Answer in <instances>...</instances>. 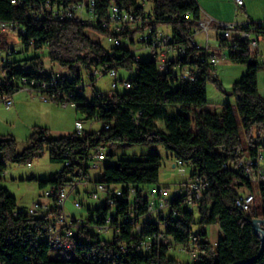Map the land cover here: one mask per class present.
<instances>
[{
    "label": "trees",
    "instance_id": "obj_1",
    "mask_svg": "<svg viewBox=\"0 0 264 264\" xmlns=\"http://www.w3.org/2000/svg\"><path fill=\"white\" fill-rule=\"evenodd\" d=\"M11 1L0 0V23L12 22L25 28L21 42L26 49L20 54L27 52L28 43L33 40L34 51L48 49L50 62L66 71L63 75L48 74L38 57H17L10 74L15 80L11 92L14 93L23 80L34 81V87L46 95L48 101L57 105L73 104L85 121L99 123L100 128L85 127L81 137L72 132L58 139L40 129L30 136L28 147L20 153L12 137L0 136V180L9 163L27 165L45 150L50 163L61 165V170L50 179H32L37 182L41 197L44 192L52 191L46 211L28 214L6 189L0 188V264L149 263L150 258L157 257L156 253L146 257L121 255L120 247L129 248L152 235L156 228L151 222L143 224L140 235L134 233V226L129 222L123 221L119 226L116 220H112V224L119 227V231L109 239L88 231L84 239L75 243L72 262L52 257L47 236L59 215L58 195L77 179H89L92 183L120 190L121 197L113 198L118 218L126 220L132 212L144 215L147 201L141 200V194L149 195L152 188H160L162 157L158 147L167 151L174 162L180 161L189 169V179L199 177L208 185L194 212H188L179 202H172L179 216L169 220L164 234L174 244H184L193 233V226H200V231L194 234L198 238L196 245L204 255L194 264H264V249L260 252L261 242L252 228L253 220H264V183L256 186L260 216L253 208L254 203L248 212L239 210L235 207V199L240 193L253 194V185L240 170L233 168L237 159L245 155L241 149V132L250 133L253 128L264 127V100L257 90V74L264 63L257 61L255 51L251 52L246 42L228 51L227 59L246 65V73L232 86L235 106L224 105L221 112L215 114L206 109V84L218 82L214 67L207 65V55L187 40L191 29L201 19L194 0H152L148 11L137 0H96L95 21L90 25L77 18L57 20L46 10L43 19L35 21L33 17L46 2L58 10L75 0H16V5ZM110 4L149 20L153 32L157 27H166L172 44L185 49V58H170L168 70L160 72L148 53L147 59H143L142 55H132L127 47L110 45L106 48L92 41L91 33L105 40L110 36L122 40L130 36V32L113 33L102 28ZM258 34L264 42V29ZM21 64L27 65L29 70L23 71ZM83 67L102 69L104 75L114 70L116 87L108 94H101L93 85L92 96L86 97L85 91L78 89ZM184 68H189L192 80L182 77ZM120 70L134 72V76L119 78ZM124 83L130 87H124ZM43 84L46 89L42 88ZM100 146L107 149L106 161L99 178L92 180L86 170L91 161L89 155ZM141 147L156 150L138 156L117 154ZM260 148L264 161V142L260 139L248 146L247 156L257 159ZM84 209L89 215L98 216L89 220L97 226L104 222L109 210L100 203H85ZM213 225H218L221 233L214 246L207 242L204 231L205 227ZM159 257L166 264L177 263L164 248Z\"/></svg>",
    "mask_w": 264,
    "mask_h": 264
},
{
    "label": "built area",
    "instance_id": "obj_2",
    "mask_svg": "<svg viewBox=\"0 0 264 264\" xmlns=\"http://www.w3.org/2000/svg\"><path fill=\"white\" fill-rule=\"evenodd\" d=\"M138 3L145 8L147 2L152 0H137ZM237 10L243 8V0H232ZM11 3L16 5V0H12ZM95 5L96 0H75V2L60 6L58 10L56 7H52L48 2L44 6H40L38 12L33 13L35 21L43 19L45 13L52 12V15L57 20H72L77 18L83 20L89 25L94 23L95 18ZM86 15L88 19H84ZM102 28L109 29L114 33L130 32L125 40L121 38L110 36L106 40L114 47H127L132 55H137L139 52H147L151 58H153L158 66L160 72H166L169 68L170 54L174 55V59H184L186 51L183 47H176L172 44L173 39L169 31H163L160 28H155L153 32L150 26V21L136 17L133 11H126L119 8L117 5L110 4L107 10V15L101 23ZM135 29L139 30V35L136 38L133 36ZM264 29V21L256 22H245V23H223L214 20L213 18L200 19L196 26L191 29L190 35L187 37L188 43L195 47L197 50L205 53L206 64L215 67L220 60L227 59V53L230 49H236L240 42H246L251 52L255 51L260 41L263 42L258 34L259 30ZM215 30L217 33V43L209 48L207 35L210 31ZM258 31V32H257ZM11 37H18L21 44V50L25 47L22 45L21 39L26 34L24 27L12 23L2 22L0 23V105L9 109L13 106V98L15 94L19 92H27L30 94L37 95L40 100L48 101L46 95L34 87V81L27 82L23 80L19 84V88L15 92H11V87L14 85V78L10 77L12 67L14 66L13 61L17 58L21 51H16V47L9 41L7 34ZM132 34V35H131ZM205 36V44L201 45L196 41L198 35ZM132 40L134 44L132 43ZM264 43V42H263ZM136 45L140 46L139 48ZM136 48V49H134ZM26 49V48H25ZM34 41L31 40L28 43L27 52L34 51ZM43 50V49H42ZM226 51V54L221 52ZM26 52V51H25ZM23 71H28L27 65H20ZM82 78L85 74L91 83V88L94 82L104 76L102 69L98 68H87L81 69ZM189 68H184L182 71V77L185 79L192 80ZM107 75L111 79L110 89L116 87V73L114 70L108 71ZM124 87L129 88L128 83L123 84ZM43 89H46V85H42ZM78 89L85 91V85L83 80L79 85ZM73 104H62L61 106L66 107ZM94 123V122H93ZM75 130L73 133L77 137H81L84 134V123L78 121L74 126ZM262 149L258 150L257 159L253 160L247 155H242L237 159V163L234 164L233 168L240 170L244 174L245 178L253 185L264 183V168H263V157ZM107 149L105 147H98L95 151L89 155L90 162L88 163V175L91 171L98 172L102 171L103 165L106 161ZM27 167H31V163L27 164ZM174 167L182 169L183 163L180 161L174 162ZM5 175V174H4ZM90 177V175H89ZM91 178V177H90ZM82 186L81 189L79 186ZM207 183L204 179L199 177L190 178L184 185L175 187L174 190L169 188L160 187L152 188L149 195L141 194V200L147 201V211L144 215H136L130 213L126 220L118 218L115 215V204L113 198L121 197V191L118 189H110L102 184L92 183L89 179L82 180L77 179L71 182L60 194L58 195V207L59 215L55 219L54 225H52L48 232V240L51 244V255L55 259H59L63 262H72L75 259L74 250L75 243L81 241L85 237V233L93 231L96 234L103 236L113 237L115 233H118L119 227L112 224V220H116L120 226V223L125 221L129 222L134 226V233L140 235L142 233V226L146 222H151L155 225L156 231L152 235L148 236L137 242L136 244L120 247V254L129 253L131 256H151L156 253L157 257L150 258V262L147 264H166L161 261L159 252L164 248L167 254L171 255L172 251L176 249L182 254L188 255V261L185 263H173V264H194L200 255H204L197 247L198 238L194 233L189 235L187 243L176 245L172 239L164 234V227L168 224L169 220H175L179 216V212L174 208L172 202H179L182 208H186L188 212L196 211L201 200L203 199V193L207 190ZM133 191H130L132 195ZM50 194L52 191L44 192L42 195V201L35 203L31 208L25 211L28 214H35L37 210L46 211L48 210V203ZM70 196H73V207L76 210H84L81 214H71L66 207V202ZM86 199L94 202V204L106 205L109 210L107 215L104 217V222L97 226L90 224L89 220L98 217L97 215H89L85 212L84 204ZM46 201V203H43ZM132 202V201H131ZM88 203V202H87ZM254 203V195L250 193H240L235 199V207L239 210L248 212ZM102 217V216H101Z\"/></svg>",
    "mask_w": 264,
    "mask_h": 264
},
{
    "label": "rangeland",
    "instance_id": "obj_3",
    "mask_svg": "<svg viewBox=\"0 0 264 264\" xmlns=\"http://www.w3.org/2000/svg\"><path fill=\"white\" fill-rule=\"evenodd\" d=\"M197 6L203 13V8L201 2H204L209 6L210 10L214 11L217 17L214 18L218 21H222L224 17L228 14L230 17L234 16L235 6L232 0H194ZM244 1V0H243ZM203 3V4H204ZM205 5V4H204ZM151 4L147 2L145 8L148 11ZM258 7V15L264 14V2L256 5ZM244 16L240 11L238 13V20ZM84 19H88L86 15L83 16ZM221 19V20H219ZM235 20V19H234ZM237 21V20H236ZM161 30L168 31L166 27H161ZM139 35V30L135 29L133 36L136 38ZM8 42L10 41L15 47L16 51H21V44L18 37H11L7 34ZM92 41L96 43H101L103 46L108 48L110 44L107 40L102 37L91 33ZM200 40V38H199ZM212 41V42H211ZM209 41L211 45H215L216 42L213 40ZM137 48L140 46L136 45ZM258 51H260L257 61L260 64L264 63V43L260 41ZM49 51L44 49L43 51H29L19 54L17 57L19 59H32L38 57L40 62L44 67L45 73H53L54 75H63L66 71L65 69L53 64L49 60ZM143 59H147L146 55L141 56ZM82 71V70H81ZM246 73V65L237 64L229 59L220 60L219 63L214 67V76L218 80L217 83L213 81H208L206 84V94H207V107L206 109L212 113L219 114L221 108L224 105L235 106V96L232 94L233 84L240 79V77ZM119 78H132L134 72L127 73L122 70L118 72ZM83 84L85 85L84 95L88 98L92 96V88L89 79L86 75H83ZM111 79L108 75H104L98 78L94 82V89L99 91L101 94H108L110 91ZM257 90L259 96L264 100V66L261 67L257 74ZM14 106L12 108H5L0 105V136H10L15 140L16 151L18 153L22 152L29 145L30 136L37 130H47L49 134L55 138L66 137L71 134L75 128V123L81 121L84 126L88 128L91 126V122H87L84 116L77 113L73 107L70 105L63 107L57 105L50 101H42L37 95L30 94L27 92H19L15 94ZM100 128V124L96 123L93 129ZM260 134V135H259ZM241 149H243V154L247 155V148L252 145L253 141H258L259 139L264 142V127L261 129L253 128L250 133L241 132ZM156 150V148H146L141 147L137 149H130L126 151H119L117 154H127V155H141L142 152H151ZM158 153L162 157V168L159 175L158 187L169 188L171 191L175 187L186 184L189 180L190 171L188 168L183 167L182 169L178 167H173L171 163L172 159L170 154L165 151L162 147H158ZM61 170L60 164H52L49 162L48 153L45 150L43 155L34 157L31 160V167H27L25 164L17 165L9 163L7 165L6 175L0 180V188L6 189L11 196L16 199L17 205L19 207L29 209L35 203L41 202L43 199L41 197V191L37 186L36 180H47L52 178L56 173ZM90 177L92 180L99 178L98 172L91 171ZM81 189L83 187L79 186ZM254 195V205L253 208L256 209L258 216H260V202L258 198V191L256 186H253ZM86 203L97 205L91 203V201L86 199ZM46 203V201H43ZM67 210L72 214H81L84 210H76L73 207V196H70L66 202ZM260 219V218H259ZM193 233H198L200 231V226H193ZM206 233L207 242L214 246L217 242L219 236H221L219 226H207L204 228ZM109 239L110 237H106ZM172 257H174L179 263H185L188 261V255L182 254L178 249L172 251Z\"/></svg>",
    "mask_w": 264,
    "mask_h": 264
},
{
    "label": "crops",
    "instance_id": "obj_4",
    "mask_svg": "<svg viewBox=\"0 0 264 264\" xmlns=\"http://www.w3.org/2000/svg\"><path fill=\"white\" fill-rule=\"evenodd\" d=\"M264 2V0H244V6L243 8L237 10V8L235 7V13H234V16L233 17H230L228 14L226 15V17L222 18L223 20L222 21H219V22H223V23H245V22H256V21H264V14L262 15H258V13L256 12L258 7L256 5H258L259 3H262ZM204 2H201V6H202V10H203V13L201 12L200 10V14H201V19H206L208 17L210 18H216L217 15L214 14V11H212V9L210 10L209 6H207L206 3ZM233 3V2H232ZM234 4V3H233ZM235 6V5H234ZM200 9V8H199ZM242 12V14L244 16H242L239 20H238V13L239 12ZM213 18V19H214ZM217 18H221V17H217ZM235 19V20H234ZM216 20V19H214ZM221 20V19H219ZM237 20V21H236ZM218 21V20H216ZM169 31V30H168ZM200 38V40H199ZM213 40L214 42L217 43V33L215 30H212L209 32V34L207 35V41H208V45H209V48H211L213 45L210 44L209 41ZM196 41L201 44V45H204L205 44V36L202 34V35H198L197 38H196ZM212 42V41H211ZM263 43V42H262ZM259 47V46H258ZM136 49V48H134ZM147 52H139L137 53V55H147L146 54ZM223 54H226V51H223L221 52ZM255 53L257 54V56H259V53L260 51H258V48L255 50ZM170 58H173L174 55L173 54H170L169 55ZM226 60V58L224 59ZM14 103V101H13ZM14 106V104H13ZM96 125V122L94 123H91V126H89L88 128L89 129H92V130H96V129H93V127ZM143 154H146V153H149V152H142ZM170 158L172 159L171 163L174 164V159L170 156ZM172 164V165H173ZM6 175V173H5ZM72 214V213H71Z\"/></svg>",
    "mask_w": 264,
    "mask_h": 264
},
{
    "label": "water",
    "instance_id": "obj_5",
    "mask_svg": "<svg viewBox=\"0 0 264 264\" xmlns=\"http://www.w3.org/2000/svg\"><path fill=\"white\" fill-rule=\"evenodd\" d=\"M173 167H174V164H173ZM263 226H264V220H262V219L253 220V223H252L253 232L259 238V240L261 242L260 252H262L263 249H264V230H263ZM236 264H245V263L244 262H238Z\"/></svg>",
    "mask_w": 264,
    "mask_h": 264
}]
</instances>
